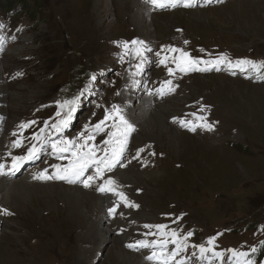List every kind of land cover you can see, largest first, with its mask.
I'll use <instances>...</instances> for the list:
<instances>
[{
    "label": "rangeland",
    "instance_id": "rangeland-1",
    "mask_svg": "<svg viewBox=\"0 0 264 264\" xmlns=\"http://www.w3.org/2000/svg\"><path fill=\"white\" fill-rule=\"evenodd\" d=\"M39 3L42 11L33 20L21 5L12 11L0 8V24L4 25L0 36L5 43L0 47V93L4 94L0 100V104L4 103L1 126L12 122L8 108L11 120L31 115L38 124L25 131L24 135L30 137L43 127V121L55 118L57 101L78 95L95 74L92 94L81 97L66 135L74 136L85 123L103 119L105 108L119 104L136 131L122 160L124 165L129 164L118 166L106 173L105 178L114 179L119 191L139 207L126 208L121 204L115 217L109 216L108 211L105 217L102 211L99 217L110 224L102 230H108L109 235L99 237L96 230L88 227V221L94 222L90 203L85 212V207L80 208L82 203L78 201L76 207L74 200L68 213L60 198L46 203L41 194L43 185L75 186L101 197H117L97 192L96 185L85 188L82 184L58 180H34L36 172L52 163H61L43 154L40 160L23 165L15 176L31 186L24 189L41 194L40 201L23 207L3 199L0 193V208L12 213L0 214V264H149L145 255L150 250L126 247L141 236L144 224H166L183 233L196 230L198 235L193 232L190 245L204 243L220 233L215 242L217 250L259 249L264 233L252 231L257 226L264 228V80H258L251 70L232 74L227 69L223 76L219 71L215 74L193 71L184 74L195 77L181 81L176 94L160 98L149 91L154 92L170 76L162 66H155L157 57L152 65L150 60L145 64V80L139 81L131 75L137 60L125 56L121 62L123 48L118 43L137 38L153 50L151 53L159 52L163 44L183 48L200 59L225 53L232 60L264 61V0H213L211 4L198 2L191 8L163 9L144 0V5L141 0H39ZM15 49L19 51L13 53ZM17 72H23L26 79L14 80ZM133 79L138 81L135 87ZM172 97L174 105H168ZM42 98H47L46 105L40 103ZM201 105L206 106L204 112L200 111ZM143 106L148 111L144 119L154 116L162 129L157 135L145 132L141 122L134 121ZM187 110L195 117L185 116ZM201 116L214 125L206 139L195 136L199 127L192 132L171 121L177 117L196 123ZM169 130L178 135L177 147L169 140ZM215 130L220 136L221 131L226 135L220 144L215 140L217 134L212 135ZM0 136L5 142L1 129ZM103 138L97 136V143ZM141 147L147 155L144 162L133 158ZM4 150L9 152L10 146L5 145ZM25 150L21 148L18 155ZM118 170L136 173L138 176L129 177L136 184H125L131 181L116 175ZM3 177L9 178L0 176ZM194 251L189 247L183 254L189 258V264H207L193 257ZM256 254H251V259L256 264L264 262L256 260ZM213 264L220 261L214 260Z\"/></svg>",
    "mask_w": 264,
    "mask_h": 264
},
{
    "label": "snow or ice",
    "instance_id": "snow-or-ice-1",
    "mask_svg": "<svg viewBox=\"0 0 264 264\" xmlns=\"http://www.w3.org/2000/svg\"><path fill=\"white\" fill-rule=\"evenodd\" d=\"M199 0H145V3L155 8H175L182 6L184 8L195 7ZM222 2V0H217ZM205 4L213 3V0H204ZM4 25L0 24V29ZM19 30V29H18ZM179 31V30H178ZM187 45L188 41L185 40ZM3 45V37L0 36V47ZM122 46L121 62H124L125 56H131L137 60L134 65L135 71L131 73L132 77L143 73L145 64L149 61L148 54L153 50L143 41L134 39L132 41L119 42ZM203 52V49H200ZM163 53V55H162ZM158 66H164L167 69L168 76L172 77L177 72L188 74L189 72H207L211 70L220 71L221 66L227 68L232 74L236 71L246 73L249 70L256 73L258 80H264V61L251 60L247 58L230 59L227 54L221 53L209 59H200L191 56L185 49L175 46H163L159 52L155 53ZM174 65V67L169 66ZM21 72L15 73V76H21ZM245 78H250L246 76ZM96 80L95 74L91 76L89 84L76 96L63 101H57V111L52 121H43V127L32 133L30 137L24 135L25 131L38 124L36 120L22 121L17 125V131L11 135L15 137L7 153L10 158V164L0 163V176L9 174L15 175L23 165L29 162H35L41 159L43 154H47L51 159L61 161V163H52L48 167L36 172L33 175L34 180L49 181L58 180L68 184H82L85 188H91L96 185L95 190L100 193H111L117 197L114 205L108 209V215L115 217L117 210L122 204L126 208H138L139 205L130 201L128 197L119 191V185L111 177L105 178L106 173L112 172L115 168L125 167L122 160L128 152L129 140L135 126L124 114L123 108L113 103L110 108L104 109L103 119L92 123L89 121L83 125V128L74 136L66 135L70 128L75 113L78 110L80 99L85 93H91L92 82ZM138 81L133 79L132 86H137ZM178 85H175L172 79L161 82L160 87L154 92L149 91L150 95H157L160 98L165 97L176 91ZM116 95H120L119 92ZM98 108L101 105H96ZM206 106L201 105L200 111L204 112ZM95 113H93V116ZM110 122V123H109ZM181 127L195 132L197 128L208 131L213 130V123L207 122L206 116L199 117V122L194 123L191 120L176 119ZM103 135L102 141L97 143V136ZM30 141L26 146L25 141ZM25 148L22 155H13L11 149ZM145 148H138L134 159L139 158ZM155 155V153H149ZM66 161V163H64ZM48 162L45 161V164ZM49 168L52 169L49 172ZM91 170V171H90ZM97 181H102L97 184ZM0 214L11 215L7 209L0 208ZM122 215V214H121ZM180 218L174 220L176 223ZM143 227L149 231L143 233L145 237L153 236L154 239H138L126 245L127 248L139 251L141 249L150 250L145 255V259L151 264H189V258L184 253L189 247L195 249L192 256L200 261H206L207 264H213L214 260H219L224 264L227 255V264H256L251 259V254L257 252L256 247H252L250 252L240 251L234 248L217 250L216 239L220 235L212 236L206 242L201 244H189L192 231L183 233L177 229H170L166 224H144ZM155 229V232L152 231ZM171 245V247H170ZM264 247V242H262ZM264 264V262H261Z\"/></svg>",
    "mask_w": 264,
    "mask_h": 264
},
{
    "label": "bare ground",
    "instance_id": "bare-ground-1",
    "mask_svg": "<svg viewBox=\"0 0 264 264\" xmlns=\"http://www.w3.org/2000/svg\"><path fill=\"white\" fill-rule=\"evenodd\" d=\"M141 2L143 4V0H141ZM201 2H204V0H200L199 1V3H201ZM4 44L5 43H3V45ZM162 47H163V44H162V46L160 48H158V50H161ZM18 51H19L18 49H15V50H13V53L18 52ZM162 55H163V53H162ZM154 57H156L155 56V53H151L150 56H149V60L151 61L150 65H152V63L154 62ZM230 59H231V57H230ZM155 66L157 67L158 65L155 64ZM169 66L174 67V65H169ZM106 68H108V66ZM162 68H163V71L167 73V69L164 66H162ZM226 70H227V68H225L224 66H221V70L219 71L221 73V76H223V74L226 72ZM213 71H214V74H215V72H217L216 70H211V72H213ZM21 73H22L21 76H15V74H14L13 75V78H15L14 80L26 79V76L24 75V73L23 72H21ZM235 73H237V71ZM237 75H241V73H238ZM187 77H195V74H191L190 76H185L184 74L177 72L174 76L169 77V79H172L173 83L175 85H178V87H179L180 84H181L180 82L181 81H184ZM136 79L139 80V81L140 80L141 81L142 80H145V71H143V73L141 75L136 76ZM178 87L176 88V91L174 93H171V95L177 93ZM5 89H6V87H5ZM84 95L87 96V93H85ZM11 97H13V96L11 95ZM3 98H4V94L0 93V100H3ZM46 99L47 98L39 99L41 101L40 103H43V104L48 103V101ZM174 99H175L174 97L170 98V100H172V101L168 105H170V104L174 105V102H173ZM144 100H145V98H144ZM20 101H21V99H19V102ZM2 104H4V103H1L0 104V129H1V132L3 133V135L6 136V141L4 142L3 139H2V137L0 136V163L8 164L11 161H10V158L8 157V155H7L8 152L4 150V146L5 145L10 146L12 140L15 139V137L11 136L10 134L13 131H17V125L19 123H21L23 120L30 121V120H34V119L32 118L31 115L28 114L29 115L28 117L27 116H21V117L19 116L20 118L16 119L18 117L17 116L14 120H11L10 119V111H9L10 108H8L7 109V115H9V120L12 121V122L10 124H8V125L5 122V126L3 125V127H2L1 124L4 122V120H2L3 114H4V112L2 111V109L4 108V107H2ZM144 105H146V104H144ZM146 111L147 110H146L145 106L141 107L139 109V111H138V114L136 113V116H134V121H136V123H138V121H139V123L141 122V126H142V128H143V130L145 132H147L149 134H152V135H157V133L159 131H161L162 129L160 130V126L157 124V121H156V119H155L154 116H151L150 115V117L148 119H144V116H147L146 114L148 113V111L147 112ZM27 112H28V110H27ZM131 113H132V111H131ZM155 113H157L158 115L160 114L158 112H155ZM80 115H81V113H78L77 114V117H80ZM184 115L185 116H190L192 118L195 117V115L191 114V112L188 111V110L184 112ZM174 118L179 119L177 117H173L171 119V121L174 123V125H180L179 123L174 122ZM152 125H154L156 127V129ZM169 132H170V134H169V137H170L169 140L173 143V145H174L173 147H177L178 144H179L178 135L175 134L174 132H172L171 130H169ZM207 132H208V130H205V129L200 128L198 130V132L196 133L195 136H198V137H201V138L206 139V138H208L207 136L209 135V134H207ZM221 133L222 134L220 136L218 134L217 130H215V132L212 134V135L217 134L215 140L217 141L218 144H220V141H223L226 138L225 133L223 131H221ZM211 138H213V137H210V139ZM29 143H30V141L27 142L25 145L27 146ZM20 151H21V148L20 149H12V154L13 155H18V153ZM146 160H147V155L144 152L141 153L140 157L138 158V162H144ZM128 164H129V162H126L125 163V166H127ZM130 172H131V170H129V171H120V170H118V171L115 172V174L118 175L122 180L125 179V180L131 181L130 183H125V184H133L134 185V184H136V182H134L133 179L131 180L129 177H132V176L133 177H136L138 175L136 173L130 174ZM17 173L18 172H16L15 175L9 174L8 175L9 178L7 177L8 180H6L5 177L0 178V193L2 194L3 199L7 200L10 203H11V201L13 203L17 202L20 205H23V207H24V206H27L29 202L31 204H36L35 201H40L41 194H43L44 197L46 198V203H47V201L48 202H51L52 199H54V198H60V201H63L64 202V204H65L64 207H65V209L67 210L68 213L71 210V206H73V205H71V202L74 201V200H77V204L74 203L76 205V207L79 206L78 205L79 202L82 203V205L80 206V208L81 209H84V207H85V212H87V210H88L87 209V205L90 203L89 209H91V214L94 216V220L92 219L94 222L93 223H90L88 221L89 225L91 226V227L90 226H88V227L90 229L96 230L95 232H98L99 237L100 236L102 237V236H108L109 235V231L108 230L107 231H103L102 228H108L107 225H110V224H108V221L106 219H104V217H102V216L99 217V214H101V212L104 211L105 217H107L105 211H108V209L110 207H112V206H109V203L110 202H115L117 199H112V198H109L108 196H106V197L102 196L101 197V196L95 195L93 193H89V192L82 191L81 189H79L78 187H75V186H66V187L63 186V185L56 186L57 184H54V185L50 184L49 186L43 185L45 189H43V191H42L41 194L31 193V192L27 191L26 189H24L26 187H31V186H28L25 182L18 181V180L15 179V176L17 175ZM58 185H60V184H58ZM71 185H75V184H71ZM123 185H124V183H123ZM66 204H68V205L66 206ZM95 206H97L98 208L95 209ZM64 207L61 208V209L63 210ZM5 217H10V216H5ZM141 229H142L141 230V236L134 238V241H136L138 239H145V238L150 239V238L153 237V236L145 237L142 234L148 232L149 230L148 229H145L144 227H142ZM246 230L247 231L249 230V227L248 226H247ZM259 230L264 233V228H261V226L254 227V230L252 232H257ZM152 231L155 232V229H152ZM193 232H195V234L198 235V233H197L196 230H194ZM89 234H90V232H89ZM89 236L90 235H86V238H89ZM92 238H94V237H92ZM262 242H264V239H263ZM170 247H171V245H170ZM259 247L261 248V250H260V248L257 250V254H258V252L260 253V259L259 260H261V259L264 260V256H263L264 255V247H262V243L259 245ZM133 256H138V255H133ZM138 257L140 258V256H138ZM255 259L257 260L256 256H255ZM149 264H151V262Z\"/></svg>",
    "mask_w": 264,
    "mask_h": 264
},
{
    "label": "trees",
    "instance_id": "trees-1",
    "mask_svg": "<svg viewBox=\"0 0 264 264\" xmlns=\"http://www.w3.org/2000/svg\"><path fill=\"white\" fill-rule=\"evenodd\" d=\"M17 5H21L25 13L30 16L32 20L42 11V5L39 3V0H0V8L7 11H12ZM255 256L257 259H260L259 252Z\"/></svg>",
    "mask_w": 264,
    "mask_h": 264
},
{
    "label": "water",
    "instance_id": "water-1",
    "mask_svg": "<svg viewBox=\"0 0 264 264\" xmlns=\"http://www.w3.org/2000/svg\"><path fill=\"white\" fill-rule=\"evenodd\" d=\"M134 40V39H133ZM264 256V255H263Z\"/></svg>",
    "mask_w": 264,
    "mask_h": 264
}]
</instances>
